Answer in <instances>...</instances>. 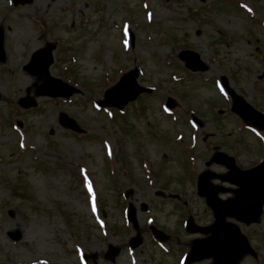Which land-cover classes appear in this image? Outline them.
Here are the masks:
<instances>
[{"label": "rangeland", "instance_id": "rangeland-1", "mask_svg": "<svg viewBox=\"0 0 264 264\" xmlns=\"http://www.w3.org/2000/svg\"><path fill=\"white\" fill-rule=\"evenodd\" d=\"M0 26V263L82 264L85 251L109 264L102 254L113 244L129 264L134 229L126 211L133 204L144 237L135 250L138 261L176 264L203 236L186 230L188 217L203 225L214 221L197 193L198 175L207 171L220 198H239L252 208V200L224 179L229 169L207 161L218 152L233 156L241 169L264 161V130L231 111L219 83L226 75L264 111V0H0ZM47 42L58 44L51 74L63 77L68 68L81 92L68 99L35 97L38 105L24 109L18 99L28 90L35 96L44 81L23 66ZM183 49L199 52L207 69L188 70L178 58ZM136 65L137 81L154 91L112 118L96 101ZM168 96L173 110L165 107ZM61 111L86 131L63 127ZM142 203L148 211H140ZM149 221L169 232L166 243L179 247L175 257L152 242ZM235 222L258 252L237 264H264V203L257 222Z\"/></svg>", "mask_w": 264, "mask_h": 264}, {"label": "water", "instance_id": "water-1", "mask_svg": "<svg viewBox=\"0 0 264 264\" xmlns=\"http://www.w3.org/2000/svg\"><path fill=\"white\" fill-rule=\"evenodd\" d=\"M31 1L32 0H15V3L24 4ZM55 48V44L48 43L45 48L36 51L33 54L32 60L25 66V69L29 70L31 73L38 75L39 78L45 79L44 83L37 88V96L69 97L73 92L78 91L75 87L50 75L49 66L53 62L52 51ZM180 58L185 60L187 66L194 71L206 69L205 63L200 59L198 53L194 51L183 50L180 53ZM0 59H5L3 31L1 28ZM134 75H138L137 69L132 71L130 75H123L114 86L110 87L105 92L104 99L100 101V104L103 106L124 108L129 101L134 100L140 93L144 91L150 92L151 89L142 87L137 83ZM222 79L224 86L233 97L234 105L232 109L241 115L246 123L264 129V115L253 108L251 104L230 88L226 77ZM20 104L24 107L37 106V101L31 96H26L20 99ZM169 105L171 107L175 106L173 101H169ZM60 123L65 127L82 131V129L77 126L76 122L65 113L60 114ZM212 161L223 163L230 168V172L225 177V180L240 186L238 190L239 197L252 200V208L242 203L239 198L221 200L217 196L215 187L210 182V178L214 176L213 173L206 172L201 175L199 180V194L206 197L207 203L215 213L216 220L214 224L210 226L196 227L193 219H190V231L212 233V236L194 241L193 249L187 258L186 264H190L192 261L200 260L205 257H213L214 262L212 264H237V261L244 253L253 252L246 236L241 233L240 228L236 224L226 221V217L231 216L245 223L258 221L264 203V163L253 169L244 171L235 165L233 157L227 156L224 153H217ZM144 209H146V205H144ZM130 219L135 226H138L134 208H131ZM12 238L19 239L20 236L16 234L12 235ZM141 241L142 239L139 236L133 238L131 244L136 247ZM110 256L114 257L115 255Z\"/></svg>", "mask_w": 264, "mask_h": 264}, {"label": "flooded vegetation", "instance_id": "flooded-vegetation-1", "mask_svg": "<svg viewBox=\"0 0 264 264\" xmlns=\"http://www.w3.org/2000/svg\"><path fill=\"white\" fill-rule=\"evenodd\" d=\"M168 238V236L166 235L165 236V241H166V239ZM170 256H172V255H170ZM173 257V256H172ZM109 264H124V262H121L118 258L116 259V261L114 262V263H110L109 262ZM158 264H165L164 262H158Z\"/></svg>", "mask_w": 264, "mask_h": 264}]
</instances>
